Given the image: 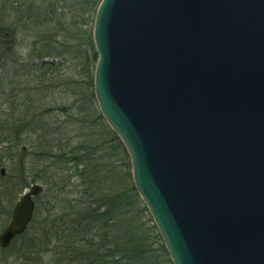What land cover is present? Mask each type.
Masks as SVG:
<instances>
[{
	"label": "water",
	"instance_id": "water-1",
	"mask_svg": "<svg viewBox=\"0 0 264 264\" xmlns=\"http://www.w3.org/2000/svg\"><path fill=\"white\" fill-rule=\"evenodd\" d=\"M93 41L99 110L172 264H264V0H101Z\"/></svg>",
	"mask_w": 264,
	"mask_h": 264
},
{
	"label": "rangeland",
	"instance_id": "rangeland-1",
	"mask_svg": "<svg viewBox=\"0 0 264 264\" xmlns=\"http://www.w3.org/2000/svg\"><path fill=\"white\" fill-rule=\"evenodd\" d=\"M84 1L0 0V133L7 129L6 124L18 133L9 138L7 135L9 153L0 151L3 176L14 178L7 184L0 181V192L5 193L4 199L1 197L3 202L0 201L1 224L3 221L7 224L17 198L32 184L43 187L42 193L34 198L39 208L44 207L47 199L53 203L54 196L62 195L67 202L84 199L88 184L83 174L85 163L79 165L83 159L95 160L105 155L109 163L116 165L114 176L126 173L128 162L131 169L129 155L122 157L110 142L112 131L94 94L95 1L87 5ZM52 56L60 62L55 74L42 65ZM5 134L6 131L0 135V145ZM80 145L85 151L77 152ZM44 146H50L49 152L56 156L42 155ZM73 157L80 161L71 160ZM22 179L24 184H20ZM123 182L130 186L132 177L124 176ZM132 201L130 198V214L137 215L145 232L147 228L148 232L159 233L143 201L140 199L142 203L135 205ZM55 222L56 230L67 228L63 223L69 225L58 217ZM37 230L38 226H34L31 233ZM30 237L15 238L5 252L3 264H37L35 254L39 250L44 262L50 259V249L57 243L55 235L51 244L50 239L47 241L50 249L47 243L33 244ZM156 240H151L154 249L159 248ZM58 257L59 254L55 255ZM159 259L163 264H172L165 253Z\"/></svg>",
	"mask_w": 264,
	"mask_h": 264
},
{
	"label": "trees",
	"instance_id": "trees-1",
	"mask_svg": "<svg viewBox=\"0 0 264 264\" xmlns=\"http://www.w3.org/2000/svg\"><path fill=\"white\" fill-rule=\"evenodd\" d=\"M79 1L81 2L82 0ZM91 1H95L93 5L95 15V10L100 0H85L83 3L87 5V3ZM45 22L49 23L50 21L46 20ZM94 57L96 60V55ZM56 58L58 57L52 56L51 60L42 62V65L47 67L53 74L57 72L56 66L60 63L55 60ZM88 72L89 69L87 73ZM6 128L7 129L3 128L4 130L0 133L1 135L6 131V136L2 138L1 141L0 151L9 153L10 148L6 147L10 145L9 139L6 140L7 135L9 138L10 136L18 135V133L7 124ZM111 133L110 142L115 145L122 157L123 155H128L119 137L113 131ZM48 147L50 146L43 149L44 152H42V155L47 154L48 156L55 157L56 155L54 153L49 152L51 149ZM80 147L81 148H78L77 152L85 151L82 149L81 145ZM93 152V154H95L96 150ZM75 157L71 160L80 161V159H76ZM106 158L107 157L103 155L95 158V160L90 158L83 159L81 163H79L81 166L82 163H85V173L83 174L85 176V184L86 182L88 184V188L84 191L87 195L83 193L84 199H75L71 202H67L61 195V197L54 196L53 203H51V199H47L48 202H45L42 208H39L38 205L35 206L34 216L27 228V230H29H26L17 237L26 238L27 236H31L29 239L33 244H46L49 239L51 244L53 235H55L57 240L56 245L52 249L48 247L49 243H47L46 247L51 250L52 255H50V259L45 262L44 258L41 256L40 250L36 252L35 259L37 260V264H51L52 260L53 264L164 263L163 260L160 261L159 257H161L163 253L168 256V253L160 234H154L152 230L148 232L147 228H145L147 231L145 232L137 215L133 217L130 214V198L133 200V205L142 202L139 199L134 185L130 183V186H126L125 182H123L124 176L128 179L131 176L129 162L126 163V173L120 172L118 176H114L117 173L116 165H112L111 162L109 163ZM21 172L24 173L23 170ZM13 179V176L2 177L0 175V181L6 184L7 182L10 183L9 180L12 181ZM117 179L118 182H116ZM20 184H24L23 179ZM3 195H5V193L1 194L0 192L1 202H3L1 197L4 199ZM91 198H93V200H90ZM58 205H60V208L56 209ZM145 209L146 208H144V210ZM38 213H40V218L36 219ZM55 216L68 221L69 225L66 223L62 225L67 228L56 230L54 225L56 223ZM4 226V221L2 224L0 222V229ZM34 226H38V230L31 233ZM92 230H94V232L90 233L92 236L89 237V232ZM37 232H40V234H37ZM68 236L71 240H68ZM152 239L156 240L155 242L159 244L158 249L152 247ZM7 248H0V264H3L6 260L5 252H7ZM48 249L46 251H49ZM156 253H158L159 257ZM58 254L59 257L55 258V255Z\"/></svg>",
	"mask_w": 264,
	"mask_h": 264
}]
</instances>
